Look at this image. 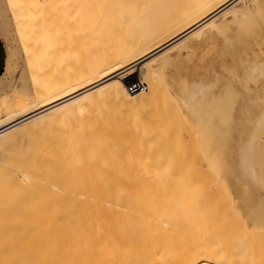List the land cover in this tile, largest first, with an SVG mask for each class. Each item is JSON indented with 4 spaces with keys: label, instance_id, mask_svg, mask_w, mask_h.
Returning <instances> with one entry per match:
<instances>
[{
    "label": "rangeland",
    "instance_id": "374dc122",
    "mask_svg": "<svg viewBox=\"0 0 264 264\" xmlns=\"http://www.w3.org/2000/svg\"><path fill=\"white\" fill-rule=\"evenodd\" d=\"M28 1L31 0H0V39L5 48L0 74V119L10 112L15 114L33 96L47 93L53 85L59 87L73 75H84L93 68L109 65L115 60L114 51L133 36L130 27L135 23L134 15L152 8L149 0H32L31 4ZM14 5L26 11L17 10ZM25 19L32 24H25L28 23ZM22 23L25 28L29 26L28 32ZM260 31L264 32V0L258 19L252 14L238 23L229 21L199 40L190 41L186 49L171 52L167 63L158 71L153 101L146 105L155 107L150 110V121L155 127L168 125L169 133L152 135L151 131L146 132L147 127L137 134L140 139L131 141L127 129L111 130L122 123L124 127L134 117L141 124V117L148 110L145 105L136 104L130 111L110 103L91 108L89 122L93 125L91 129H97L93 130L97 135L92 130L87 135L91 140L99 143L94 135L98 137L103 130L114 137H123L125 145L137 142L150 147L152 144V151L166 145L170 151L186 155V171L178 175H185L187 181L158 182L177 211V215L160 219V231L150 229L149 220L125 218L118 233L97 236L104 238L101 253L94 248H100L102 239L95 238L94 242L99 240L100 245L94 243L93 249H89L88 238L79 234L71 248L42 252L39 248L21 247L22 219L17 225L14 218L4 219L0 225V264H264V230L253 220L262 217L264 187H252L241 165L242 153L238 155V146L241 141L246 144L253 124L238 119L241 111L236 112L243 106L250 107L246 102L251 98L264 94V53L261 52L264 39ZM29 32L31 36H27ZM20 34H25V38ZM252 62L259 63V68L250 74L247 66ZM140 74L144 82V75ZM138 75L134 69L121 79L126 78L127 83ZM34 77L37 82L32 80ZM194 86L201 87V91L197 93L198 100L191 102L192 108H188L180 96ZM212 96L231 102L232 118L228 117L227 122L219 121L218 116L229 108L224 103L213 105ZM212 112L214 118L208 124ZM105 122H113L112 126L107 124V130ZM210 126H220L218 132L224 133L210 136ZM145 132L151 136H145ZM99 135L101 139L105 136L102 132ZM259 141L264 144V135ZM115 144L109 143L112 149L105 148L120 153L129 150ZM0 162L6 159L1 157ZM177 193L183 195V201L175 199ZM90 250L95 251L96 257L92 252L89 254ZM88 256L94 257L91 263H87Z\"/></svg>",
    "mask_w": 264,
    "mask_h": 264
},
{
    "label": "bare ground",
    "instance_id": "6f19581e",
    "mask_svg": "<svg viewBox=\"0 0 264 264\" xmlns=\"http://www.w3.org/2000/svg\"><path fill=\"white\" fill-rule=\"evenodd\" d=\"M31 1L28 2L31 4ZM149 1L152 8L134 15L135 23L130 27L133 36L119 50L114 51L113 62L101 68H93L91 73L73 75L59 87H49L47 93L33 96L30 103L20 107L15 114L10 112L0 119V158L6 159V162H0V225L4 219L14 218L16 225L20 223L19 219L23 220L24 238L21 247L39 248L42 252L53 248H71L76 241V234H79L88 238L90 249L94 247V243L99 242H94L97 236L118 233L125 218L149 220V228L160 231L159 221L162 217L177 215V211L171 206V197L166 196L167 191L161 189L158 182L187 181L185 175H178L179 172L186 171V155L170 151L166 145L155 151L150 150L152 144L150 147L148 144L143 147L137 142L125 145L123 137L118 134V137H114L103 130L101 132L105 136L101 139V132L98 133V140L93 131L97 129H91L93 125L89 122L91 108L107 103L129 111L136 104L149 106L156 93L158 71L167 63L171 52L186 49L190 41L199 40L205 33L218 29L229 21L238 23L252 14L258 19L262 12V0ZM35 4L38 5L36 2ZM33 7L30 5L32 10ZM20 8L24 10V7H16L17 10H21ZM30 17L29 20L32 21ZM29 20L25 19L28 21L25 24H32ZM30 33H26L27 36H31ZM260 33L264 39V32ZM24 35L20 34L25 38ZM261 52L264 53V47ZM41 56L43 55L40 54ZM247 67L250 74H253L258 71L259 63L252 62ZM134 69L138 70L140 81V72L143 73L146 85L142 81L144 89L129 92L126 78L123 81L121 78ZM67 75L70 77V73ZM34 79L35 77L32 80ZM35 81L37 82L36 79ZM199 91L201 87L197 86L184 91L180 96L183 105L192 108L191 102L198 100ZM256 96L246 102L250 107L236 109V112L241 111L237 115L238 119L253 124L246 144L241 141L238 146V155L242 153V168L254 188L264 187V144L259 141L264 135V94ZM211 102L213 105L224 103L231 108V102L222 97L212 96ZM147 106L148 110L141 117V124L134 117L124 127L122 123L112 129L113 122H105L104 128L107 130V124H110L113 131L127 129L131 141L147 127L146 132L149 130L152 135L169 133L168 125L162 123L155 127V123L150 121V110L155 107ZM230 108L229 112L224 110L218 116L219 121L225 123L228 117L232 118ZM119 109L117 111L121 113ZM103 111L101 113L104 114ZM208 117L210 124L214 113ZM219 128L220 126H210L209 135L213 136L220 131ZM90 130L95 132L94 139L99 143L89 139L87 135H90ZM221 132L224 133L223 130ZM144 135L147 136V133ZM149 136L151 135L148 134L147 137ZM112 142L116 143L114 146L129 150L110 152L106 148L111 147L109 143ZM114 149L118 147H113ZM174 197L177 201H183L180 193L174 194ZM142 203L148 205L141 206ZM255 211H252V216ZM261 216L253 220L261 224L259 227L264 230V211ZM98 238L102 239V245L97 243L95 246L100 245V248L96 247L94 250L101 253L104 250V238ZM83 244L81 240V248ZM94 250H90L89 254L94 253ZM88 257L87 263H91L96 255ZM99 262L102 263L101 260Z\"/></svg>",
    "mask_w": 264,
    "mask_h": 264
},
{
    "label": "built area",
    "instance_id": "2783aa9c",
    "mask_svg": "<svg viewBox=\"0 0 264 264\" xmlns=\"http://www.w3.org/2000/svg\"><path fill=\"white\" fill-rule=\"evenodd\" d=\"M126 88L129 92H135L137 90H142L145 88V85L140 79L135 78L131 79L126 83Z\"/></svg>",
    "mask_w": 264,
    "mask_h": 264
},
{
    "label": "crops",
    "instance_id": "0c3cea01",
    "mask_svg": "<svg viewBox=\"0 0 264 264\" xmlns=\"http://www.w3.org/2000/svg\"><path fill=\"white\" fill-rule=\"evenodd\" d=\"M4 63H5V48H4L3 43L0 39V74L3 71Z\"/></svg>",
    "mask_w": 264,
    "mask_h": 264
}]
</instances>
